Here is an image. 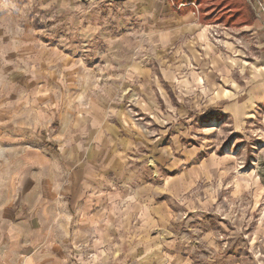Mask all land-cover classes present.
<instances>
[{
	"label": "rangeland",
	"instance_id": "1",
	"mask_svg": "<svg viewBox=\"0 0 264 264\" xmlns=\"http://www.w3.org/2000/svg\"><path fill=\"white\" fill-rule=\"evenodd\" d=\"M216 4L0 0V168L99 192L89 264H264L258 31Z\"/></svg>",
	"mask_w": 264,
	"mask_h": 264
},
{
	"label": "crops",
	"instance_id": "2",
	"mask_svg": "<svg viewBox=\"0 0 264 264\" xmlns=\"http://www.w3.org/2000/svg\"><path fill=\"white\" fill-rule=\"evenodd\" d=\"M263 25L264 16H256L252 25L240 27L253 34L258 31L256 41L261 49L251 63L258 96L264 91ZM38 171L0 168V264H89L83 247L87 240L93 241L92 254L102 256L104 227L98 217L86 214L101 199L99 192L87 182L73 183V176L69 186L60 185L63 169L59 173L47 171L44 176ZM96 191H100L98 187Z\"/></svg>",
	"mask_w": 264,
	"mask_h": 264
},
{
	"label": "trees",
	"instance_id": "3",
	"mask_svg": "<svg viewBox=\"0 0 264 264\" xmlns=\"http://www.w3.org/2000/svg\"><path fill=\"white\" fill-rule=\"evenodd\" d=\"M220 1L221 0H217L218 2V4H216L217 10L220 9L221 7L226 6V4H229V6L232 9L236 10L235 13H233V17H231L229 21L227 20L226 24H230L232 19H234L235 17L240 18L238 22L236 23L237 27L250 26L255 22L256 20L255 13L253 9L251 8V6L249 5L248 0H227V1L222 0L221 2Z\"/></svg>",
	"mask_w": 264,
	"mask_h": 264
},
{
	"label": "built area",
	"instance_id": "4",
	"mask_svg": "<svg viewBox=\"0 0 264 264\" xmlns=\"http://www.w3.org/2000/svg\"><path fill=\"white\" fill-rule=\"evenodd\" d=\"M249 3L253 6V8L255 9V14L257 17H261V16H264V0H248ZM212 30V37L215 38V37H220L219 35V31L221 29H219V26H215L214 28H211ZM257 32V31H255ZM254 32V33H255Z\"/></svg>",
	"mask_w": 264,
	"mask_h": 264
},
{
	"label": "bare ground",
	"instance_id": "5",
	"mask_svg": "<svg viewBox=\"0 0 264 264\" xmlns=\"http://www.w3.org/2000/svg\"><path fill=\"white\" fill-rule=\"evenodd\" d=\"M226 46L228 47V49H229L230 51L233 50L232 45H231L229 42L226 43ZM229 60H230V64H234V63H235V60L232 59L231 57H229Z\"/></svg>",
	"mask_w": 264,
	"mask_h": 264
}]
</instances>
